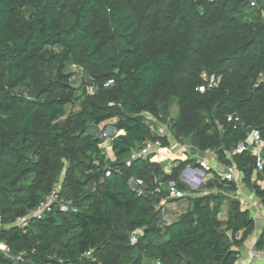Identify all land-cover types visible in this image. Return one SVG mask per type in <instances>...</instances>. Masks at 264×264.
Wrapping results in <instances>:
<instances>
[{"label":"trees","instance_id":"trees-1","mask_svg":"<svg viewBox=\"0 0 264 264\" xmlns=\"http://www.w3.org/2000/svg\"><path fill=\"white\" fill-rule=\"evenodd\" d=\"M256 3L0 0V239L10 248L0 264H239L256 221L224 172L213 170L176 220H162L164 202L179 200L169 182L185 189L181 173L198 160L169 158V135L151 121L170 118L175 140L215 151L264 205V167L235 152L253 129L264 139V0ZM103 124L120 131L113 157L98 137ZM156 140L162 150L127 165ZM58 185L68 211L17 223ZM255 247L264 249V228Z\"/></svg>","mask_w":264,"mask_h":264},{"label":"built area","instance_id":"built-area-1","mask_svg":"<svg viewBox=\"0 0 264 264\" xmlns=\"http://www.w3.org/2000/svg\"><path fill=\"white\" fill-rule=\"evenodd\" d=\"M251 6H256V0H249ZM113 80H108V82L105 84V86H109L113 84ZM89 92H92V87L88 88ZM200 91H204V87L200 88ZM149 115V114H147ZM229 121H240V118L238 116L229 115L228 116ZM152 122V128L155 130L157 135L163 137L166 135H170L171 131V121L170 118H168L167 122H160V123H154ZM120 134V131L116 130L113 127L108 126L107 124L101 125V130L98 134V137L102 140L101 146L106 150L107 154L111 152V147L114 139L118 137ZM184 147L187 145H183ZM162 142L161 140L156 141H149L146 143V145L140 149L136 150L132 153L130 159L127 161V165L130 166L132 163V160L140 157L145 156L150 150L153 149H161ZM245 151H251L254 155L257 156V166L258 170H262L264 167V139L261 137V134L259 130L253 129L248 134L247 138L244 141L239 142L237 145L235 152L237 153H243ZM211 159L207 158H201L198 161L197 165H188L181 173L180 181L183 182L186 185L185 189H181L178 186V183L176 181H171L168 184V188L170 191L169 198H175V199H183L188 196H192L193 194H201L203 192V187L206 184V182L210 179V175L215 170L214 162L218 160V155L215 151H207ZM106 177L111 176V171L108 170L105 174ZM104 176V177H105ZM104 177L102 178V181H104ZM223 178L227 180H235L239 182L238 175H237V169L235 166H227L225 173L223 174ZM129 187L136 191L137 193L144 194L145 189L142 183L136 179L135 177L130 178L128 182ZM234 196L237 199H240L239 194H234ZM59 206V209L62 211H68L70 206L69 204L62 200L60 198V186L54 187V189L46 195V197L40 202L38 206L33 208L29 211L28 215L25 217H20L17 220V223H23L26 224L29 220V218L33 217H41L45 213H50L54 210L55 206ZM165 214L163 213V219L165 220ZM3 226V217L0 213V229ZM142 233L141 230L136 231L132 236V243L134 244L137 240L136 234ZM0 250L5 252L7 255L10 254V248L0 239ZM91 252L88 253V255ZM255 258H259L264 260V249H257L254 248L253 250Z\"/></svg>","mask_w":264,"mask_h":264},{"label":"crops","instance_id":"crops-1","mask_svg":"<svg viewBox=\"0 0 264 264\" xmlns=\"http://www.w3.org/2000/svg\"><path fill=\"white\" fill-rule=\"evenodd\" d=\"M112 123V122H108ZM162 123V122H161ZM169 138L171 140V146L165 149H161L162 151L166 152L167 156L171 159L174 158H196L198 161L201 158H207L211 159V156L208 152H201L194 146H183V144H179V141L175 140L172 134L169 135ZM173 142H176L173 143ZM157 150V149H156ZM160 149H158L159 151ZM109 157H113L112 150L108 155ZM215 170L220 171L221 173H225L226 165H223L219 160L214 162ZM214 173L212 172L210 175V178H212ZM238 175V191L234 194L240 195V201H242L248 209L251 210L252 216L256 221V227L253 231V233L247 238L245 241L244 249L241 248V258L239 264L248 263L251 261H261L264 262V260L255 258L253 250L256 248V242L258 238L260 237L262 230L264 228V205L262 204L261 200L256 196L255 192L250 190L247 186L244 185L243 182L240 181V174L237 171ZM204 191V190H203ZM233 195V193L231 194ZM190 197V196H188ZM174 200V201H166L163 205V213L165 214V220L164 222L170 223L177 219V216L186 211L188 208V201L187 198ZM226 210L224 209V212L227 214V206H225ZM223 212V213H224ZM222 215V214H221ZM226 217V216H225ZM224 217V218H225ZM223 218V219H224Z\"/></svg>","mask_w":264,"mask_h":264},{"label":"rangeland","instance_id":"rangeland-1","mask_svg":"<svg viewBox=\"0 0 264 264\" xmlns=\"http://www.w3.org/2000/svg\"><path fill=\"white\" fill-rule=\"evenodd\" d=\"M73 70H74V72H76L75 73V78H74V82H75V84L76 85H78V86H80V84L82 83V80H83V78H84V74L78 69V68H73ZM173 106H172V108H171V114L172 115H176L177 113H178V107H177V103L176 102H174L173 104H172ZM110 122H115V120H113V121H110ZM108 124V123H107ZM111 124V123H110ZM173 143H175L176 144V142H173ZM184 143H186V144H188L187 142H179V144H184ZM224 209L226 210V208L224 207ZM226 216V213L224 212V213H222V215H221V218H224ZM244 247L245 246H243V249H244Z\"/></svg>","mask_w":264,"mask_h":264}]
</instances>
